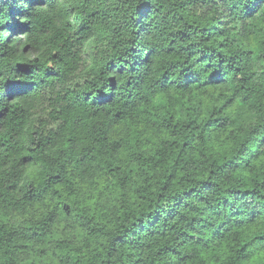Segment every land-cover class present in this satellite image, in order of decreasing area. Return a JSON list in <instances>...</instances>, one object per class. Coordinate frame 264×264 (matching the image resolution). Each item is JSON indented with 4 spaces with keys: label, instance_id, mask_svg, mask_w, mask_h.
<instances>
[{
    "label": "trees",
    "instance_id": "16d2710c",
    "mask_svg": "<svg viewBox=\"0 0 264 264\" xmlns=\"http://www.w3.org/2000/svg\"><path fill=\"white\" fill-rule=\"evenodd\" d=\"M37 2L38 0H0V20L5 21L0 25V33H3L0 36V62L6 64L12 59L16 70H29L19 80L13 78L4 81L5 91L0 96V177L8 178L7 182L0 180V233L6 232L8 237L6 241L0 238V243H11L18 234L12 231L15 226L22 229L19 236L26 239L27 243L13 246V255L16 251L27 249L32 243L47 241V245L39 249L38 264H59L58 258L61 256L74 264H86L79 252L75 248L69 251L66 242L61 239L64 227L56 226V206L63 210L65 217H70L74 210L77 214L84 213L85 208L88 217H98L93 201L80 203L66 191L71 177H66L65 172L85 163H94L98 168H107L111 175L116 171L112 149L102 148L98 139L102 137L104 142L111 141L113 147L136 142L137 124L124 117L119 109H126L140 87H146L149 83L146 73L150 69L145 68L144 62L152 56L154 50L141 49L139 34L143 32V28L139 22L143 20L155 30V18L160 9L144 0H136L129 23L133 19L137 23L132 25L127 36L119 20L109 21L110 24H115L114 27L106 26L109 13L104 8L89 11L87 19L81 14L80 25L56 41L60 52H63V60L58 62L66 63V70L49 75L50 62L41 65L39 49L33 48L28 42L34 33L43 35L47 31L44 25L48 21L33 10V5ZM180 7L193 14L199 13V18L195 15L179 18L187 21L189 29L199 25L196 31L206 36L205 45L209 49L212 63L218 66L210 72L205 84L210 90L209 103H212L211 90L231 87V93L222 104H213L206 111L202 110L200 121L187 120L190 101H177L174 115L167 112H162L161 115L172 121L170 130L177 135L181 130L188 133L196 131L201 123L205 128L217 125L218 132L225 139L235 134L236 146L232 151L240 153L248 137L255 131V127L251 125L258 119V114L252 109L264 103V83H261L264 80V20L258 19L264 14V6L259 0H253L251 8L244 5L241 22L246 21L247 27L241 31L233 29L229 22L230 18L239 15L233 11L235 5L226 6L224 0H186ZM111 12L118 17L120 7L117 6ZM97 20L99 29L93 26L91 31L98 34V41L89 38L91 50H85L81 54V49L75 46L85 39L81 34L90 28V22ZM65 27L71 29L70 25ZM213 44L216 46L212 47ZM74 48L75 51H71ZM64 49L70 51L65 52ZM168 49H171V45H168L163 54L173 55ZM58 55L53 50L50 59L58 60ZM177 63H180L179 59L172 62L173 66ZM219 68L226 70L223 76L220 75ZM32 69L44 75L28 80L27 77L33 75ZM183 71L186 72L187 69ZM167 76L168 72H163L160 79L164 80ZM121 80L124 81L123 84L120 83ZM81 81L89 89L80 93L84 103H87L93 91L96 92L97 100L88 105V109L96 108L97 111L80 110L76 90L81 87ZM37 82L40 87L31 98L22 97L18 89L9 87L13 84ZM69 82L74 87H69ZM106 88L110 89L107 93ZM219 95L221 94H216L217 98ZM21 99L25 100V107H20ZM156 103L153 101V104ZM244 105L250 106L246 116L240 111ZM106 107L115 110L114 117L124 120L123 126L105 124L101 127L97 117ZM241 121L249 124L247 131L240 129ZM150 143L151 140H148L144 147L147 148ZM191 144V140L185 139L178 152H190ZM23 145L31 147L22 150ZM173 159L178 160L179 155ZM236 159V156H228L227 164L219 162L218 167L225 170L220 183H214V173L197 177V183L209 186L219 200L215 205L219 214L216 215L217 223L213 226L209 247L213 243H219L221 250L229 258L232 256V248L236 253L251 255L250 249L264 247V155L252 154L240 164L233 163ZM25 164L32 169L26 174L37 182L36 186L30 183L27 188H23L13 182L14 169ZM36 165H42V170L47 172L46 180L42 179L41 169ZM172 167L175 168L176 164L173 163ZM161 185L162 195L167 188V181H161ZM48 192H52L51 200L45 199ZM161 195H157L155 201L145 206L136 218L138 222L141 219L145 225L150 222L148 218L155 215ZM4 205H7V210ZM49 208L52 209L51 212ZM140 234H143V230H140ZM53 245L54 249L51 247ZM125 246L127 240L124 236H114L105 264H111V257L116 249ZM242 258H237V264ZM0 264H16V261L0 248ZM256 264H260V261L257 260Z\"/></svg>",
    "mask_w": 264,
    "mask_h": 264
},
{
    "label": "clouds",
    "instance_id": "9594fccd",
    "mask_svg": "<svg viewBox=\"0 0 264 264\" xmlns=\"http://www.w3.org/2000/svg\"><path fill=\"white\" fill-rule=\"evenodd\" d=\"M135 2L136 0H88V3H85V0H38L33 5V10L43 20L48 21L44 25L47 31L43 35L34 33L28 42L33 48L39 49L41 65L50 62L49 75L63 73L66 70V63L58 62L63 60V52H60L56 41L70 34L71 30L80 25L81 14L87 19L89 11L104 8L109 13L105 21L106 26L114 27L115 24H110L109 21L119 20L127 36L132 25L137 23L135 19L129 23ZM144 2L154 4L160 9L155 18V30L143 20L139 22L143 28V32L139 34L141 49L154 50L152 56L144 62L145 68L150 69L146 73L149 83L146 87L143 85L140 87L138 94L133 96L132 102L126 109H119L124 117L137 124L136 142L123 147L119 145L113 147L111 141L104 142L102 137L98 139L102 148L112 149L116 171L111 175L108 174L107 168H98L94 163H85L65 172L66 177H71V183L66 185V191L80 203L93 201L98 219L88 217L87 208L84 213L77 214L74 210L70 217H65L63 210L56 206V226L64 227L61 239L66 242L69 251L75 248L86 264H105L113 237L117 235L124 236L127 246L116 249L111 257V264H137V262L139 264H237L238 257H243L239 264H256L257 260L260 264H264V247L250 249L251 255L236 253L232 248L231 258L221 250L219 243H213L209 247L211 232L217 223L216 215L219 214V209L215 207L219 200L210 191L209 186L197 183V177L202 178L208 173H214L216 175L214 183H220V177L225 170L220 169L218 164L219 162L227 164L228 156H236L237 159L233 163L240 164L252 154L264 155V127H258L264 125V103L252 109L258 114V119L251 125L255 127V131L248 137L240 153L232 151L236 146L235 134L225 139L224 135L218 132L217 125L205 128L201 123L199 129L191 133L183 130L179 135L173 133L170 130L172 121L162 116V112L174 115L177 101L181 103L190 101L187 120L200 121L202 110L206 111L213 104H222L227 95H230L231 87L211 90L212 103H209L210 90L205 84L210 72L216 70L218 66L212 63L209 49L205 45L206 36L196 31L199 25L196 24L189 29L187 21H181L179 18L192 15L199 18V13L193 14L181 9L180 6L185 4L186 0H144ZM224 2L226 6L235 5L233 11L239 13L237 17L230 18L231 27L236 31L247 27L246 21L241 22L243 17L241 10L244 5L251 8L253 0H224ZM259 2L264 6V0ZM117 6L120 7L118 17L113 16L111 12ZM72 9H75V12H72ZM258 19L264 20V14ZM3 23L5 21L0 20V25ZM66 25H70L71 29L65 27ZM93 26L99 29V21L90 22V28L81 34L85 39L75 46L81 49V54L85 50H91L89 38L98 41V34H93L91 31ZM2 35L3 33H0V36ZM168 45H171V49L168 50L173 52L171 56L163 54ZM53 50L59 53L58 60L50 59ZM64 51L70 50L64 49ZM71 51H75V48ZM176 59H179L180 63L173 66L172 62ZM185 68L186 72L183 71ZM27 71L29 70H16L12 59L6 64L0 62V96H3L5 91L4 81L13 78L19 80ZM225 71L219 68L221 76ZM31 72L33 75L28 76V80L44 75L42 72L37 73L36 69H32ZM163 72H168V76L161 80ZM120 83L123 84L124 81L121 80ZM261 83H264V80ZM9 87L18 89L22 97L31 98L40 85L38 82L21 83ZM69 87H74V84L69 82ZM181 88L186 90L179 91ZM88 90L81 81V87L76 90L77 103L81 111L84 109L97 111L96 108L88 109V105L97 100L95 91L88 98L87 103H84V98L80 95ZM109 91L110 89H105L106 93ZM217 93L221 94L219 98L216 96ZM153 101L157 103L153 104ZM19 104L20 107L26 106L24 99H21ZM73 107L75 108L76 105L74 104ZM249 109V105H244L240 111L246 116ZM114 111L113 108L106 107L97 117L102 128L105 124L123 126L124 120L114 117ZM239 127L242 131H247L249 124L241 121ZM185 139L192 141V150L178 152ZM148 140H151V143L145 148L144 145ZM21 147L23 150L31 145ZM177 155L179 159L174 160ZM173 163L176 164L175 168L172 167ZM36 167L41 169L42 179L46 180L48 174L42 170V165ZM31 170L28 164L14 169L13 182L23 188H27L30 183L36 186L37 182L26 174ZM130 171L131 175H129ZM7 179L0 177L4 182H7ZM161 181H167V188L162 195ZM157 195H161V199L155 215L148 218L150 222L147 225L143 219L138 222L137 216L142 213L146 205L155 201ZM52 198V192H48L45 199ZM3 207L7 210V205ZM48 210L52 211L51 208ZM140 230H143V234H140ZM12 231L17 232V236L10 244L0 243V248L12 255L16 264H38L39 249L45 247L47 241L32 243L27 249L22 252L16 251L13 255V246L25 244L27 240L19 236L22 229L13 226ZM0 238L6 241L7 233H0ZM51 247L54 249L55 246ZM58 260L59 264H74L72 261H65L63 256Z\"/></svg>",
    "mask_w": 264,
    "mask_h": 264
}]
</instances>
